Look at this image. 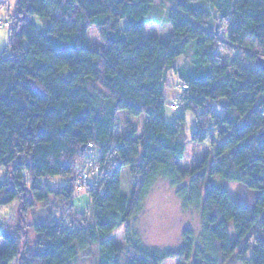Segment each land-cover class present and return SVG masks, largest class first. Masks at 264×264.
<instances>
[{"label": "trees", "instance_id": "trees-1", "mask_svg": "<svg viewBox=\"0 0 264 264\" xmlns=\"http://www.w3.org/2000/svg\"><path fill=\"white\" fill-rule=\"evenodd\" d=\"M199 1L204 8L173 7L171 37L161 39L147 31L155 0H17L9 47L0 55V168L6 169L0 205L18 201L28 212L34 202H69L87 192L92 220L50 216L33 225L34 243L3 227L0 264H73L94 245L99 264H226L234 257L264 264V0ZM211 12L225 23L226 60L210 52L216 41L207 29ZM93 26L101 49L89 43ZM189 51L192 67H178ZM172 70L180 82L169 97ZM211 101L226 108L224 116ZM191 110L197 116L192 140L210 138L215 158L183 169L181 136ZM119 112L145 117L140 135L128 124L116 138ZM84 170L92 180L79 191ZM214 176L257 191L254 206L237 203ZM160 178L177 190L184 209L201 211L202 240L187 228L178 249H148L131 240L127 225L132 251L124 254L111 234L142 212ZM51 180H62L59 190ZM257 226L261 233L246 244Z\"/></svg>", "mask_w": 264, "mask_h": 264}, {"label": "rangeland", "instance_id": "rangeland-1", "mask_svg": "<svg viewBox=\"0 0 264 264\" xmlns=\"http://www.w3.org/2000/svg\"><path fill=\"white\" fill-rule=\"evenodd\" d=\"M241 1L243 0H238V2ZM1 2H3L1 5L4 12H0V19L6 18L10 20L8 22L11 25L13 23L12 14L13 11H15L17 0H0V3ZM179 3H186L193 8L199 9L205 7V4L199 0H155L147 25L149 36H155L161 39H169L171 37L172 27L168 21V14L170 10ZM36 18L38 17L30 16L28 21H40L41 24V20H36ZM1 25L0 23V55L8 49L10 38L9 27H3ZM207 29L216 37L215 44L210 48L212 55L221 60L228 59L230 57V52L228 51L229 48L225 40V23L220 21L215 12H211V19ZM89 43L94 49H101L103 47V42L95 26L91 27L89 31ZM177 65L178 67L185 66L191 68L193 65L191 51H189V54L186 56L180 57V59L177 60ZM70 74L71 71L69 69H65L62 72V75L66 78L69 77ZM177 78V72L173 70L170 71L166 83V90L171 93L168 94L169 97H171V95L173 96L176 92L177 84L180 82L177 81ZM209 105L214 113H217L220 108V106L213 101H211ZM175 115L177 114L175 113L174 116ZM185 115L186 123L183 127L181 139L185 142L187 149L184 158L180 161V165L183 169H194L196 166L200 165L207 156L213 160L215 158V149L211 144L210 138L201 143L192 140L194 133L197 131V116L192 110L186 111ZM118 116V128L116 130V138L118 140L121 136L125 135L128 124L137 128L138 135L141 134L145 122L144 116L139 118H128L123 112H119ZM211 134L215 135L213 129ZM95 153L98 155L99 151L95 150ZM82 160L83 158L81 159V165L84 164ZM96 169L99 170L98 165ZM0 177H6L5 168H0ZM56 178L61 179V177ZM211 181L226 190L237 203L250 209L254 206L258 196L257 191L249 189L246 185L238 181H228L221 176H214L211 178ZM51 182L56 190H59L61 187L60 185L63 183L62 180H51ZM50 216L56 219L64 217L70 219L80 218L82 221L83 219L91 221V198L87 192H82L80 196H75V198L69 202L52 198L48 204L34 202V207L28 212L22 210L21 203L18 201L10 205H0V230L3 227H12L16 230L19 229L25 241L34 243L36 234L33 230V225L37 222H44ZM127 225H130L134 234L131 240L133 242L139 241L143 247L148 249H178L182 245L183 232L187 228L193 230L198 243L202 240L201 211L197 209H184L182 200L177 194V190L169 181L163 178H160L156 182L151 194L145 201L142 212L129 223L123 224L111 234V239L116 244L123 247L124 254L132 251L131 247L128 245L126 233ZM258 231L261 233L260 228L257 226L255 231H253L246 240V244H253V236H256L259 233ZM229 232L232 237H235L233 222L229 223ZM249 254H247V256H249ZM179 263V259H169L163 264ZM13 264H19V261L16 260ZM73 264H99V246H92L88 251L82 253ZM226 264L244 263L234 257Z\"/></svg>", "mask_w": 264, "mask_h": 264}, {"label": "built area", "instance_id": "built-area-1", "mask_svg": "<svg viewBox=\"0 0 264 264\" xmlns=\"http://www.w3.org/2000/svg\"><path fill=\"white\" fill-rule=\"evenodd\" d=\"M6 21H7V22H6V26L9 27L10 24H9L8 21H10V20H6ZM0 23L2 24V21H0ZM184 88H187V87L184 86ZM172 108H173L174 110H178V108H179V104L176 103V102L173 103ZM96 168H97V166H95V170H94L95 172L98 171ZM90 176H91V174H90L88 171H86V170L82 171V172L79 174L78 179H77V183H78V188H77V189H78L79 191H83V190L86 189V187H87L89 181H90L91 178H92V177H90Z\"/></svg>", "mask_w": 264, "mask_h": 264}, {"label": "crops", "instance_id": "crops-1", "mask_svg": "<svg viewBox=\"0 0 264 264\" xmlns=\"http://www.w3.org/2000/svg\"><path fill=\"white\" fill-rule=\"evenodd\" d=\"M2 3V2H1ZM0 12L2 13V11L0 10ZM38 18H36L37 20ZM37 22V21H36ZM148 25V24H147ZM152 37H155V36H152ZM220 108L219 110L217 111V114L220 115L221 117L224 116V114L227 112L226 108L223 106V105H219ZM80 196V195H78ZM180 264V263H179Z\"/></svg>", "mask_w": 264, "mask_h": 264}, {"label": "water", "instance_id": "water-1", "mask_svg": "<svg viewBox=\"0 0 264 264\" xmlns=\"http://www.w3.org/2000/svg\"><path fill=\"white\" fill-rule=\"evenodd\" d=\"M260 66H261V68L264 69V58H261L260 59Z\"/></svg>", "mask_w": 264, "mask_h": 264}]
</instances>
